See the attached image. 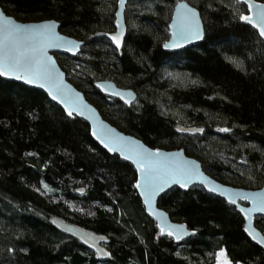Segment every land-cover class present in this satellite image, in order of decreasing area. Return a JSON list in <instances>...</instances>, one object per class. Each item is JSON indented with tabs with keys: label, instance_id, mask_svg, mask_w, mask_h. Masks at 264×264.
<instances>
[{
	"label": "trees",
	"instance_id": "16d2710c",
	"mask_svg": "<svg viewBox=\"0 0 264 264\" xmlns=\"http://www.w3.org/2000/svg\"><path fill=\"white\" fill-rule=\"evenodd\" d=\"M177 1L127 2L120 50L95 37L114 32L117 0H0V9L19 21L52 19L83 43L74 58L56 62L111 125L151 149H182L223 185L260 189L264 44L241 23L246 10L237 0H183L198 12L203 38L166 53ZM105 80L136 101L124 107L92 88ZM178 127L202 131L177 135ZM134 182L133 169L95 145L85 123L67 119L39 91L0 79V264H215L219 250L232 263L264 264L234 208L198 186L169 189L156 202L191 236L179 244L160 236ZM52 219L105 238L106 259L97 261ZM254 227L264 236V218Z\"/></svg>",
	"mask_w": 264,
	"mask_h": 264
},
{
	"label": "water",
	"instance_id": "95a60500",
	"mask_svg": "<svg viewBox=\"0 0 264 264\" xmlns=\"http://www.w3.org/2000/svg\"><path fill=\"white\" fill-rule=\"evenodd\" d=\"M129 1L131 0H124L123 5H121V0H117L116 2V9L114 13V32L108 34L98 33L95 35V37L104 38L116 50H120L121 47L117 48L116 44L110 37L118 36V33L123 31V36H118V38L121 39L123 43L125 35L123 11L125 5ZM240 3L245 7L246 10V14L243 16H252L255 22L257 16L256 6H264V4L256 2L254 0H241ZM249 5H252L253 7L250 9ZM186 10H192L196 13L197 19L199 21L200 36L199 38L194 37L190 41L177 42L174 40V33L176 32L174 20L178 17V14L183 13ZM0 17L12 22L11 25H0V38H3L6 30L14 28L15 25L33 26L45 23H55L57 25L55 29V36L59 38L56 41V44L59 45L58 47H48L46 45V42H41L39 39L33 40L30 37L22 34H17L15 36L14 44L21 51H26L29 54H32L33 50L35 49V60L50 62L49 66L54 70V73L59 77V79L54 80L53 82H48L44 79H36L31 83H25L24 79H15L14 77H10L8 75L2 76L0 77V79L21 84L25 87L37 90L42 93L46 97L47 101L56 106L67 119H77L85 123L88 128L90 139L102 151H104L109 156L117 157L119 161L129 165L135 173V182L133 183L135 194L140 201L145 216L154 223L156 230L160 236H168L166 234H160V226L164 227L166 230H168L169 228H183L186 234L183 235L181 239L177 240L174 236H168L175 244L182 243L191 236L192 233L186 229L184 224L170 221L167 214L162 209L157 208L156 202L158 198L166 193L169 189L175 188L180 192H186L189 188L198 186L205 193L222 200L227 206L234 208L235 212L240 216L243 222V227L241 229L242 233L252 245L256 246L264 253V244L257 243L258 239L264 240V236L258 229L254 227L255 218H264V210H261L257 206V202L253 198L255 194L259 193L261 198L264 199V186L260 189L252 191L223 185L209 176L207 173H205L201 167V163L192 157L186 156L182 149H151L144 145L139 139L130 134H126L119 130L117 127L111 125L101 117L97 109L87 100L85 95L81 91L77 90L71 83H69V81L66 79L65 73L61 70L55 60V56L74 58L76 55H78L80 49L83 46V43L81 41L63 33L60 30L59 24L52 19L38 20L33 22H21L10 15H6L1 11V9ZM241 23L250 28L257 35L259 40L264 44V37L260 36L258 27H253L252 24L243 22L242 20ZM167 28L168 40L161 47L162 50L166 53H175L185 48L196 46L202 41L203 38V26L200 21L198 12L183 0H178L174 5ZM65 41H70L72 42V44H77L79 45V48L72 49L67 44L63 43ZM165 45L169 46L165 47ZM40 48H43V53L39 51ZM21 75H23V73H21ZM98 85L100 87H98ZM92 88L107 99L118 101L124 107H129L136 101V95L131 90L119 88L112 81H95L92 84ZM128 93H131L132 96L129 97L127 95ZM53 95H56L57 98L53 99ZM121 97L124 98L122 99ZM126 99L130 100L131 103H126ZM69 111H72L71 116L68 114ZM178 129H180V131H178ZM175 133L177 135L191 136L195 133L201 134V131L190 127H178L175 128ZM121 138H123L124 141H131L132 143L124 144L123 147H121ZM110 146L114 147L115 150L109 151ZM140 148L147 149L150 152H159L161 154V158L175 157L178 161L188 162L190 166H198V169L194 167L192 169L193 175L191 176V182L189 183L188 187L186 189L181 188L179 184H173L170 187H166L164 191L160 192L153 198L151 206H149V204L146 202L145 196L142 195V190H139L134 186L138 181L142 182V177L137 170L136 164L133 162V159L123 158L124 155L132 156L133 153L138 151ZM208 187H213L216 190L210 192L208 191ZM74 193L80 195L83 193V190H75ZM238 193H243L248 198H241L240 196L236 195ZM229 197L234 199L236 203L230 204L228 202ZM50 223L56 230L72 236L83 247L91 251L97 261L106 259L107 256L103 255V253H105V251L103 250V246L107 244V240L105 238L93 236L80 228L67 224L64 221L58 219H52ZM250 232L256 236V239H253V235L249 234ZM89 244H91L92 247H89Z\"/></svg>",
	"mask_w": 264,
	"mask_h": 264
},
{
	"label": "snow or ice",
	"instance_id": "6c2138e0",
	"mask_svg": "<svg viewBox=\"0 0 264 264\" xmlns=\"http://www.w3.org/2000/svg\"><path fill=\"white\" fill-rule=\"evenodd\" d=\"M237 2L239 3L241 0H237ZM123 3L124 0H121V5H123ZM252 7V5H249L250 9ZM256 13L257 16L255 22L252 16H241V20L252 24L253 27H258L260 36L264 37V6H256ZM11 24L12 22L10 20L0 17V25ZM174 25L176 26L174 40L177 42L190 41L192 38H199L200 36L199 21L196 13L192 10H186L183 13L178 14V17L174 20ZM56 27L57 25L55 23H45L33 26L15 25L14 28L6 30L3 38H0V77L8 75L15 79H24L25 83L34 82L36 79H44L48 82H53L54 80L59 79L54 73V70L49 66L50 62L35 60V49L32 54H29L26 51H21L14 44L15 36L17 34H22L33 40L39 39L41 42H46L48 47H58L59 45L56 44V41L59 38L55 36ZM118 36L122 37L123 31L119 32ZM118 36H112L110 38L116 44V47L120 48L122 41ZM63 43L67 44L72 49L79 48V45L72 44L70 41H65ZM168 46L169 45H165V47ZM39 51L43 53V48H40ZM21 73H23V75H21ZM98 87L100 86L98 85ZM127 95L129 97L132 96L131 93H128ZM56 98V95H53V99ZM121 98L123 99L124 97ZM125 102L131 103V101L127 99ZM68 114L71 116L72 111H69ZM178 131H180V129H178ZM220 131L228 132L229 129L222 128ZM121 142V147H123L124 144L132 143L131 141H124L123 138H121ZM113 150H115V148L110 146L109 151ZM123 158L133 159V162L136 164L137 170L141 174L142 182L138 181L134 186L137 189L142 190V195L145 196L146 202L149 206H151L153 198L160 192L164 191L166 187H170L173 184H179L181 188L186 189L191 182L193 167L198 169V166H190L188 162L178 161L175 157L161 158L159 152H150L143 148L134 152L132 156L124 155ZM215 190L216 189L213 187H208V191L210 192ZM236 195L244 199L248 198L243 193H238ZM253 198L257 202V206L261 210H264V199L261 198L260 194H255ZM228 202L230 204L236 203L231 197H229ZM160 234H166L170 237L174 236L179 240L186 233L183 228H169L166 230L164 227L160 226ZM249 234L253 235L251 232ZM253 239H256L255 235H253ZM257 243L264 244V240L258 239ZM89 247H92V245L89 244ZM103 255L107 256L108 254L103 253ZM221 258H223L222 262ZM217 261L218 264H230V261L227 259L223 250L217 253Z\"/></svg>",
	"mask_w": 264,
	"mask_h": 264
},
{
	"label": "rangeland",
	"instance_id": "374dc122",
	"mask_svg": "<svg viewBox=\"0 0 264 264\" xmlns=\"http://www.w3.org/2000/svg\"><path fill=\"white\" fill-rule=\"evenodd\" d=\"M35 20H27V21H21V22H33ZM57 57L58 56H55V60H57ZM59 65V67L61 68V70H65L66 69V66L64 64H61V63H57ZM86 98H88L87 96H85ZM221 250H219L217 253H219ZM223 258H221V262H222ZM215 264H218V261H217V254H216V259H215ZM230 264H238V263H232L230 262Z\"/></svg>",
	"mask_w": 264,
	"mask_h": 264
}]
</instances>
